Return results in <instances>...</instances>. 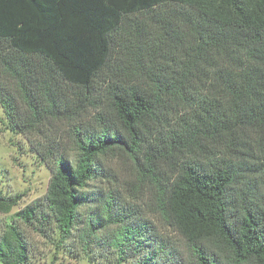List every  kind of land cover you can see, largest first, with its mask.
<instances>
[{
	"label": "trees",
	"instance_id": "trees-1",
	"mask_svg": "<svg viewBox=\"0 0 264 264\" xmlns=\"http://www.w3.org/2000/svg\"><path fill=\"white\" fill-rule=\"evenodd\" d=\"M130 21L143 46L124 50L137 67L107 82L97 122L72 125L76 162L57 158L40 219L64 240L95 157L119 146L183 238L186 264H264V0H0V76L14 82L11 92L0 82L3 113L13 120L18 93L34 118L26 127L71 114L110 61V34ZM118 229L119 254L139 252V228Z\"/></svg>",
	"mask_w": 264,
	"mask_h": 264
},
{
	"label": "rangeland",
	"instance_id": "rangeland-1",
	"mask_svg": "<svg viewBox=\"0 0 264 264\" xmlns=\"http://www.w3.org/2000/svg\"><path fill=\"white\" fill-rule=\"evenodd\" d=\"M130 17L135 23L154 24L150 15L137 13ZM133 31L130 21L123 22L110 34V61L94 75L87 98L78 95L84 100L82 105L75 108L72 100L71 114L60 117L39 114L36 121L26 127L34 118L18 93L11 94L13 120H9L0 107V264H15L16 260L21 264H137L143 261L186 264L183 238L172 225L159 218L150 184L141 178L119 146L95 157L93 174L80 188L82 202L64 240L59 238L49 218L40 219L45 211L41 202L57 158L62 156L72 165L76 162L72 125L80 121L97 122V114L109 111L105 94L107 82L126 79L137 67L124 50L130 43L142 49L143 44L134 38ZM0 82L6 91L14 84L3 76ZM54 90L56 93L64 90L67 96L77 99L72 87L58 83ZM245 177L254 180L253 185L262 191L258 175L246 174ZM34 202L40 205L32 215H27L25 207ZM115 218L123 220L116 224ZM120 225L139 228L137 239L141 248L136 254L127 251L120 255L114 246ZM20 242L24 247L23 258L18 249Z\"/></svg>",
	"mask_w": 264,
	"mask_h": 264
}]
</instances>
